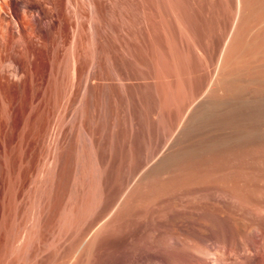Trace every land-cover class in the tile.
<instances>
[{"label":"rangeland","instance_id":"rangeland-1","mask_svg":"<svg viewBox=\"0 0 264 264\" xmlns=\"http://www.w3.org/2000/svg\"><path fill=\"white\" fill-rule=\"evenodd\" d=\"M262 26L264 0H0V264H264V138L203 151L264 128Z\"/></svg>","mask_w":264,"mask_h":264},{"label":"bare ground","instance_id":"bare-ground-1","mask_svg":"<svg viewBox=\"0 0 264 264\" xmlns=\"http://www.w3.org/2000/svg\"><path fill=\"white\" fill-rule=\"evenodd\" d=\"M261 17H259L258 20H260V21L263 20V18L261 19ZM263 27L264 26H262V28ZM257 30L259 31V29H257ZM261 30L259 31V33H258V31H256V33L258 34L257 36H258V41L259 42L257 43V38H256L255 39L256 40L255 41L256 44L254 45V48L252 49V51H250V56H249V61H250L249 65H250V67H249L248 70H251L250 73L252 75H250V78H248V80H249V83H256L257 85L259 84L264 89V28L261 29ZM229 47H230V44L228 42L227 44H225V48L223 50V58H225ZM234 79L236 80V77L235 78L234 77H229V75L228 76L224 75V77L220 78V80L223 82V83L221 82V84H223V85H227V84H230V83L232 84V80H234ZM238 80H241V79L239 78ZM227 87H229V86H227ZM253 100H254V98H253ZM252 136H256L258 138H264V128L263 129H261V128L260 129L259 128H245L244 130L243 129H241V130L239 129L237 131L236 135H234L233 139H231L229 137L230 139H221L220 138V139H212L211 141L209 140L205 144V147L203 148V151H204V149L205 150H210V149L212 150V149H215L218 146L227 145V144H230L232 142L233 143L234 142L235 143L241 142L243 140H247L248 138H251ZM196 151H198L197 148L186 149V150L182 151L181 153L179 152V154H177V155L174 154L175 156H173L170 160L171 161H173L174 159L177 160V158H178L177 156H181L182 153L184 154V156H185V154H187V155L188 154H192L193 155ZM155 169H158V167L155 168ZM223 255H225V254H223Z\"/></svg>","mask_w":264,"mask_h":264}]
</instances>
